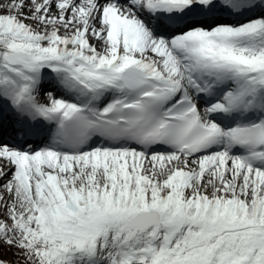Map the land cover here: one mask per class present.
Wrapping results in <instances>:
<instances>
[{
    "label": "snow or ice",
    "instance_id": "1",
    "mask_svg": "<svg viewBox=\"0 0 264 264\" xmlns=\"http://www.w3.org/2000/svg\"><path fill=\"white\" fill-rule=\"evenodd\" d=\"M0 189L23 264H264V0H0Z\"/></svg>",
    "mask_w": 264,
    "mask_h": 264
},
{
    "label": "rangeland",
    "instance_id": "2",
    "mask_svg": "<svg viewBox=\"0 0 264 264\" xmlns=\"http://www.w3.org/2000/svg\"><path fill=\"white\" fill-rule=\"evenodd\" d=\"M2 211L3 209L2 207H0V212ZM15 251V249L9 250L6 246H0V259L8 262H17V264H23V259L18 258L16 255H14Z\"/></svg>",
    "mask_w": 264,
    "mask_h": 264
},
{
    "label": "bare ground",
    "instance_id": "3",
    "mask_svg": "<svg viewBox=\"0 0 264 264\" xmlns=\"http://www.w3.org/2000/svg\"><path fill=\"white\" fill-rule=\"evenodd\" d=\"M7 170V169H6ZM0 191H2V189H0Z\"/></svg>",
    "mask_w": 264,
    "mask_h": 264
}]
</instances>
